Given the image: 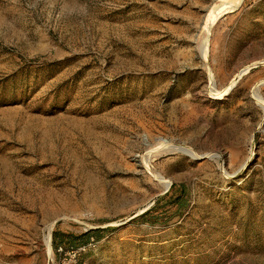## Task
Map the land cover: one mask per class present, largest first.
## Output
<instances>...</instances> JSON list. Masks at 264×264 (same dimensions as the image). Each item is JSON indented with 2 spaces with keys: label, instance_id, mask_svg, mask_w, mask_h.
Listing matches in <instances>:
<instances>
[{
  "label": "rangeland",
  "instance_id": "374dc122",
  "mask_svg": "<svg viewBox=\"0 0 264 264\" xmlns=\"http://www.w3.org/2000/svg\"><path fill=\"white\" fill-rule=\"evenodd\" d=\"M225 1L0 0V264H264V64L206 88L264 58V0L207 33ZM159 138L221 157L154 156L164 191ZM173 183L182 215L134 221ZM55 227L104 230L49 256Z\"/></svg>",
  "mask_w": 264,
  "mask_h": 264
},
{
  "label": "bare ground",
  "instance_id": "6f19581e",
  "mask_svg": "<svg viewBox=\"0 0 264 264\" xmlns=\"http://www.w3.org/2000/svg\"><path fill=\"white\" fill-rule=\"evenodd\" d=\"M241 0H226L224 4L217 7V10H210L209 13L204 18L202 29H204L207 33L209 32V28L213 23H215L221 16H223L227 12H231L234 9H237L239 3ZM200 49L202 53L203 59H206L208 47H207V37H204V39L201 41ZM259 63L264 64V59L260 61H255L251 64H248L244 67L239 68V70L235 73V75L229 80V82L223 86L220 90L217 89L214 86V77L211 71L208 73V85L206 86L209 97L216 100L225 99V95L234 87L235 83L240 79L243 75L248 73L251 68L256 67L259 65ZM264 83V80L259 82H256L253 87L251 88V98L257 104L263 112L264 117V98L263 96L257 91L258 84ZM182 153L188 155L192 159L197 158H207V159H216L218 157H221V154L217 151H204L199 152L191 145H186L184 143H175L168 139L159 138V141H157L153 146H150L146 148L140 159H141V166H143L144 170L147 171L151 176H154L155 179L158 181L159 185L162 186V189L165 191L170 184V180L168 178H165L162 174L156 173L152 170V161L154 160V156L160 155V154H167V153ZM252 154V153H251ZM251 155H249L248 158H250ZM233 158V157H232ZM221 164V163H220ZM244 164V163H243ZM144 208L142 211L146 210ZM53 224V223H52ZM52 224L50 226V230L52 227ZM50 233L45 239L46 244V252L50 256L51 255V246H50Z\"/></svg>",
  "mask_w": 264,
  "mask_h": 264
},
{
  "label": "trees",
  "instance_id": "16d2710c",
  "mask_svg": "<svg viewBox=\"0 0 264 264\" xmlns=\"http://www.w3.org/2000/svg\"><path fill=\"white\" fill-rule=\"evenodd\" d=\"M187 189L183 183H173L170 189L157 198L153 205L149 206L141 214L134 217V221L147 222L150 224L166 223L174 216H180L186 209L188 204ZM100 228H93L79 234L65 232L58 228L52 230L51 247L54 252L58 249H66L70 247L75 249L81 245H86L91 239H99ZM81 264V263H79Z\"/></svg>",
  "mask_w": 264,
  "mask_h": 264
},
{
  "label": "water",
  "instance_id": "95a60500",
  "mask_svg": "<svg viewBox=\"0 0 264 264\" xmlns=\"http://www.w3.org/2000/svg\"><path fill=\"white\" fill-rule=\"evenodd\" d=\"M263 59H264V58H263ZM263 59H258V60H256V61H260V60H263ZM253 62H255V60H253L252 62L247 63L246 65L251 64V63H253ZM259 64H262V63H259ZM246 65H245V66H246Z\"/></svg>",
  "mask_w": 264,
  "mask_h": 264
}]
</instances>
